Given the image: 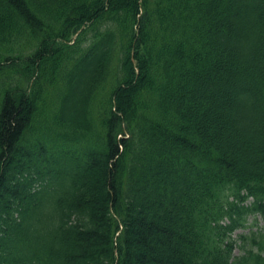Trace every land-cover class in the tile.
<instances>
[{"label":"trees","instance_id":"16d2710c","mask_svg":"<svg viewBox=\"0 0 264 264\" xmlns=\"http://www.w3.org/2000/svg\"><path fill=\"white\" fill-rule=\"evenodd\" d=\"M19 39L0 264H264L228 235L264 218V0H0V46Z\"/></svg>","mask_w":264,"mask_h":264},{"label":"rangeland","instance_id":"374dc122","mask_svg":"<svg viewBox=\"0 0 264 264\" xmlns=\"http://www.w3.org/2000/svg\"><path fill=\"white\" fill-rule=\"evenodd\" d=\"M74 38H77V34L74 36ZM35 44H36L35 41L29 42L27 39H19L18 41L15 42V44L0 46V55H3L7 51H9L12 53L13 56L26 57L35 48L34 47ZM6 72L7 74H11V75L13 74V72L11 71H6ZM0 79L1 80L6 79V76H0ZM56 87L50 89L49 92H45L46 110H44V116H46L48 119L51 118V115L54 111V106L57 103L55 101L56 97L58 96V92H56ZM108 97L109 94L107 91L101 94L99 98L100 108L102 107L105 99H107ZM44 116L43 119L46 118ZM38 215H40V219L45 218V223H48L50 217L53 216V214H38ZM226 224H228L227 220L223 221L222 226L225 227ZM254 236H259L261 239H264V219H262L261 216L249 215L247 216L244 227H242L239 230H236L232 235V239L236 242L235 251H234L235 257H240L241 255L244 254L246 249L251 248L252 240L254 239Z\"/></svg>","mask_w":264,"mask_h":264}]
</instances>
